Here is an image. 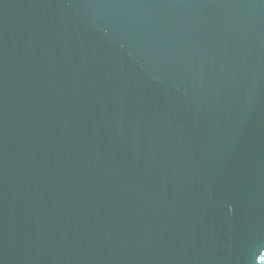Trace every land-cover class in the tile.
<instances>
[{
  "label": "water",
  "instance_id": "obj_1",
  "mask_svg": "<svg viewBox=\"0 0 264 264\" xmlns=\"http://www.w3.org/2000/svg\"><path fill=\"white\" fill-rule=\"evenodd\" d=\"M0 264H264V0H0Z\"/></svg>",
  "mask_w": 264,
  "mask_h": 264
}]
</instances>
